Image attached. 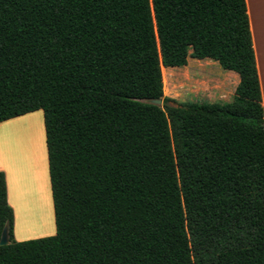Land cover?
<instances>
[{
    "label": "trees",
    "instance_id": "obj_1",
    "mask_svg": "<svg viewBox=\"0 0 264 264\" xmlns=\"http://www.w3.org/2000/svg\"><path fill=\"white\" fill-rule=\"evenodd\" d=\"M188 58L238 75L230 102L172 105ZM38 110L56 231L14 240L0 171V264H264L245 0H0V123Z\"/></svg>",
    "mask_w": 264,
    "mask_h": 264
},
{
    "label": "crops",
    "instance_id": "obj_2",
    "mask_svg": "<svg viewBox=\"0 0 264 264\" xmlns=\"http://www.w3.org/2000/svg\"><path fill=\"white\" fill-rule=\"evenodd\" d=\"M245 3L264 118V0H245ZM237 78L239 81L238 75ZM30 119L41 123L38 142L32 133L14 137L10 132L13 124ZM0 171L5 175L7 202L13 211L14 240L53 236L54 208L41 114L35 111L0 123Z\"/></svg>",
    "mask_w": 264,
    "mask_h": 264
},
{
    "label": "rangeland",
    "instance_id": "obj_3",
    "mask_svg": "<svg viewBox=\"0 0 264 264\" xmlns=\"http://www.w3.org/2000/svg\"><path fill=\"white\" fill-rule=\"evenodd\" d=\"M165 69L166 71L163 72V94L174 100L172 105L229 102L238 82L236 73L223 70L217 62L210 59L188 58L183 67H167ZM161 105L162 102L159 106ZM36 112L41 114L44 129L43 113L41 110ZM22 122L26 124L28 120ZM36 122L40 129V121ZM22 133L24 132L22 131Z\"/></svg>",
    "mask_w": 264,
    "mask_h": 264
},
{
    "label": "bare ground",
    "instance_id": "obj_4",
    "mask_svg": "<svg viewBox=\"0 0 264 264\" xmlns=\"http://www.w3.org/2000/svg\"><path fill=\"white\" fill-rule=\"evenodd\" d=\"M36 123H37L36 120L30 119V120H28V122H26V124L23 123L22 121L21 122H18L16 124H13L12 127H11V129H10V130H12L11 131V134L14 137H22L23 136L22 131L24 133H26V136H27V133L29 132V133H32L34 135V137L37 139V142H38L40 140V129H39V127H37ZM34 171H36V170H34ZM17 173L18 172H16V174ZM26 210L28 211L29 209L27 208ZM30 212H31V210H30Z\"/></svg>",
    "mask_w": 264,
    "mask_h": 264
},
{
    "label": "water",
    "instance_id": "obj_5",
    "mask_svg": "<svg viewBox=\"0 0 264 264\" xmlns=\"http://www.w3.org/2000/svg\"><path fill=\"white\" fill-rule=\"evenodd\" d=\"M149 102L152 103V104L158 105V106L161 104V100H152V101H149ZM7 244H8L7 230H6V228H4L3 231H2L1 237H0V246H4V245H7Z\"/></svg>",
    "mask_w": 264,
    "mask_h": 264
}]
</instances>
